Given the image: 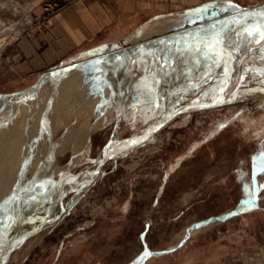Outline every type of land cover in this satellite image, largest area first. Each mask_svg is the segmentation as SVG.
Instances as JSON below:
<instances>
[{"label":"rangeland","instance_id":"1","mask_svg":"<svg viewBox=\"0 0 264 264\" xmlns=\"http://www.w3.org/2000/svg\"><path fill=\"white\" fill-rule=\"evenodd\" d=\"M68 1L0 0V38L5 39L0 44V93L21 92L33 86L44 72L70 62L81 54L73 55L75 52L87 48H73L62 63L40 75L26 74L20 68V62L27 59L21 55V43L36 38L44 50L47 42L43 32ZM197 1L204 0H145V17L167 9L169 12L157 18L194 12L193 19L186 22H199L220 12L219 8L200 5L179 10ZM253 1L236 0L241 5ZM2 21L9 27H2ZM253 23L259 24V20ZM241 24L220 37L231 59L226 55L219 64L195 52L198 41L191 40L193 34H185L179 40L149 43L140 49L145 55L127 54L119 61L56 73L26 96L0 97V138L11 137L15 128L20 136L27 137L24 147L30 153L26 162L32 161L38 177L47 163L69 165L78 155H82L81 160L67 172L81 171L93 163L114 135H137L153 123L161 112L158 99L168 98L162 109L169 113L221 88L231 70L244 68L238 62L245 55L246 40H250L256 63L263 59L264 37L245 36L243 28L251 25ZM151 46L155 47L152 53L148 52ZM247 67L251 75L230 103L177 116L145 143L109 160L90 187L80 192L83 197L72 210L54 226L28 236L13 250L7 264H184L194 249L201 253V248L224 246L252 253L255 243L261 253L264 171L254 168L253 158L264 151V67ZM67 77L70 79L64 83ZM145 81L148 84L144 87ZM65 84L71 89L69 96L63 95ZM131 88L137 90L138 99L143 92L148 99L124 109L120 100L130 97L127 93ZM20 164L21 158V168ZM62 176L46 179V189ZM40 188L31 189L29 194L39 193ZM15 191L6 197L10 207L0 213H4L0 216V242L7 234L9 213L29 195L27 188ZM253 191L254 206H249L245 201ZM70 198L71 194L64 202Z\"/></svg>","mask_w":264,"mask_h":264},{"label":"water","instance_id":"2","mask_svg":"<svg viewBox=\"0 0 264 264\" xmlns=\"http://www.w3.org/2000/svg\"><path fill=\"white\" fill-rule=\"evenodd\" d=\"M238 6V7H233ZM219 8L221 11L219 15L214 16H206L204 21L199 22H189L187 26L181 27L179 30L173 32L170 35H164L152 40L154 42L160 41H168V40H179L182 36L186 34V36L193 34H205L208 33H221L226 30L234 28L235 25L240 23L250 24L252 23L253 19L245 18L242 19V15L236 17V14H242L243 12H247L248 14L251 13H259L264 11V3L261 5H257L254 7H247L243 6L240 3L234 0H219L211 4V8ZM227 9V10H225ZM185 12V11H182ZM242 12V13H241ZM225 13V14H224ZM193 17L194 12H187L184 13ZM235 16V17H233ZM216 25V28L222 25L223 31L221 29H217L214 31L211 28V25ZM228 24H231L230 26ZM232 26V27H231ZM151 40V41H152ZM153 42V43H154ZM152 43V42H151ZM118 45V42H109L103 45L91 48L87 50L89 52L88 59L82 61H76L73 58L72 63L68 65H61L59 67L50 69L43 73V75L38 79V81L31 87L21 91V92H13V93H0V97H23L24 95L29 94L32 89H35L41 86L50 76H53L56 73L60 72H68L72 69L82 68L84 66H96L98 63L107 57L110 54L108 49L113 48ZM104 50H107L103 52ZM243 69H233L231 70L223 84V86L213 93L202 97L200 99L191 101L186 103L180 107H178L175 111L172 112H165L163 115L158 116L153 123H151L142 133L137 135L127 136V137H118L114 135L111 140L104 146V148L99 153L98 157L93 161L85 169L78 171V172H67L64 173L62 177L59 179L54 180V182H50V187L48 190L44 191L42 195L35 194L32 199L34 201L31 202L33 207H39V210L45 209L50 205H56L60 200L63 201L67 196L72 194L71 199L66 202V206H71L74 202L76 196L80 194L85 188H87L95 178L100 174L103 166L114 157L118 156L119 154L125 153L149 140L156 132H158L161 128L167 126L174 118L177 116L183 115L190 111L200 110V109H216L221 105L230 103L235 96L238 95L241 87L246 83L248 77L251 75V69L247 66L252 65L253 70L259 69L264 67V58L259 59L258 63H244ZM220 89H223L221 91ZM132 141H138L137 143H130ZM47 192V193H46ZM36 204V205H35ZM18 208H15V213L12 212L10 215V222L7 224L6 235L3 237V241L0 242V264H6L9 262L12 252L18 243L24 241L28 236L32 235L30 233L28 235H23L22 233V225L27 222L30 216H33L34 210H31L33 207H24L18 205ZM53 215L51 216V218ZM19 243V244H20Z\"/></svg>","mask_w":264,"mask_h":264},{"label":"bare ground","instance_id":"3","mask_svg":"<svg viewBox=\"0 0 264 264\" xmlns=\"http://www.w3.org/2000/svg\"><path fill=\"white\" fill-rule=\"evenodd\" d=\"M255 1H258V0H255ZM211 2V1H210ZM264 3V2H263ZM262 2L261 3H254L253 5H250V4H245L247 7H254V6H257V5H261V4H263ZM245 5H243V6H245ZM1 6H3V5H1ZM199 11V10H198ZM204 11V10H203ZM221 11H223V10H221ZM220 11V12H221ZM219 12V13H220ZM219 13L217 14V15H219ZM242 13V12H241ZM245 12H243L242 14H244ZM247 13V12H246ZM175 15H164L162 18H156V19H152V20H150V21H147V22H144L140 27H136V29L134 30V31H132L130 34H128V35H125V36H123L122 38H119V39H114V40H112V41H108V43L109 42H118V45L117 46H115V47H113V48H110V49H108V51L110 52V54L109 55H107V57L106 58H104L102 61H101V63L103 64V62L105 61V63L107 62V61H113V62H115V61H119V60H121V58H123L125 55H127V54H135L136 53V55H139L140 54V56L141 55H145V51L142 49V51L143 52H141V48H144V46H147L149 43H153L155 40H152V39H154V38H157V37H160V36H164V35H170V34H172L173 32H175V31H177V30H179L181 27H184V26H187V24L189 23V22H186V21H191V19H193V17H190L189 15H187V14H182L181 15V13H174ZM196 14V13H195ZM197 14H199V13H197ZM196 14V15H197ZM220 14H222V13H220ZM225 14V13H224ZM242 14H236L237 16L236 17H238V16H240V15H242ZM216 15V16H217ZM223 15V14H222ZM202 16V15H201ZM200 16V17H201ZM233 17H235V16H233ZM196 18H198V17H196ZM186 22V23H185ZM2 23V27H6V28H8L9 26L8 25H6V23L5 22H1ZM243 24V23H242ZM241 24V25H242ZM229 26L231 25V24H228ZM238 26H240V24H238V25H235L234 26V29H233V31L235 30V29H237L238 28ZM13 27V26H12ZM232 27V26H231ZM14 28V27H13ZM222 28V25H220V27H218V28H216L214 31H216L217 29H221ZM10 29V28H9ZM232 29H230V30H232ZM228 30H226V31H224V32H221V33H219V36L221 37V36H223L225 33H229V32H227ZM232 31V32H233ZM192 35V34H191ZM201 36H203L202 34H200ZM195 36V35H194ZM2 37V36H1ZM188 37V36H187ZM262 38V37H261ZM180 39V38H179ZM3 40H5L4 39V37H2V38H0V44H1V42L3 41ZM152 40V41H151ZM190 39H188V41H189ZM192 41H194L193 39H191ZM187 41V40H186ZM6 43V42H5ZM188 43V42H187ZM177 45V44H176ZM150 47V46H149ZM148 47V48H149ZM151 47H153V46H151ZM195 47V46H194ZM244 47H245V55L243 56V58H242V60L240 61V62H238V63H240V65L241 64H243V66H244V63L245 62H247V63H256L257 62V60L256 59H254V57H255V52L254 51H251V44H250V40H246L245 41V43H244ZM148 48H147V50L146 51H148ZM155 47H153L152 49H150L148 52H150V53H152V51H153V49H154ZM157 48V47H156ZM176 48V47H175ZM168 50V49H167ZM105 51H107V50H104L103 52H105ZM141 52V53H140ZM185 52V51H184ZM189 52H192V51H189ZM189 52H185V53H189ZM228 52V51H227ZM150 53L148 54V55H150ZM193 57H194V55L192 54V53H190ZM190 55V56H191ZM189 56V55H188ZM192 56L190 57V58H192ZM89 57H91L88 53H86V52H84V53H81V54H79V55H76V56H74V57H72L71 58V60H70V62H67V63H63V64H60V65H58L57 67H59V66H63V65H68V64H70V63H72V62H74L73 61V58L74 59H76V61H82V60H85V59H88ZM148 57H151V56H148ZM141 59H143V58H141ZM159 59V58H158ZM192 59H194V58H192ZM187 60H188V58H187ZM190 60V59H189ZM143 61H145L144 59H143ZM163 61V60H162ZM192 62V61H191ZM230 62V61H229ZM101 63H98V65H100ZM137 63V62H136ZM140 63H141V61H140ZM139 63V64H140ZM145 63H146V61H145ZM195 63V62H194ZM138 64V65H139ZM137 64H136V67L138 66ZM145 65V64H144ZM210 66H211V64H209ZM97 66V65H96ZM172 66V65H171ZM87 67H93V66H84V68H87ZM173 67V66H172ZM236 67V66H235ZM56 68V67H55ZM139 68V66L137 67V69ZM155 68V67H154ZM157 68V67H156ZM171 68V67H170ZM53 69V68H52ZM110 69V68H109ZM210 69V68H209ZM77 70H82V69H79V68H77V69H72L71 71H68V72H74V71H77ZM138 70H140V69H138ZM145 70V69H144ZM159 70H162V69H159ZM212 70V69H211ZM216 70V69H215ZM110 71V70H109ZM163 71V70H162ZM217 71V70H216ZM143 72V71H142ZM185 72V71H184ZM65 74V72H62V74ZM67 73V72H66ZM192 73H193V71H192ZM60 74H61V72H60ZM40 75V74H39ZM38 75V76H39ZM88 75V74H87ZM107 75H108V73H107ZM194 75V74H193ZM64 76V75H63ZM90 76V75H89ZM69 77H67L66 79H65V82L64 83H66V82H68L69 81ZM88 79V78H87ZM162 79H163V77H162ZM77 81L78 80H76V82L75 83H77ZM130 82V81H129ZM134 82H136V81H134ZM133 82V83H134ZM205 82V81H204ZM75 83H73V84H75ZM137 83V82H136ZM146 81L144 82V87H145V85H147L148 83H146ZM149 86L151 85L152 86V81L150 82L149 81ZM129 84V83H128ZM83 85V84H82ZM86 85V84H85ZM92 85V84H91ZM90 85V86H91ZM130 85V84H129ZM42 86V85H41ZM44 86V85H43ZM84 86V85H83ZM138 85L137 84H135V86L134 87H136V89L138 88L137 87ZM153 86H154V83H153ZM68 86L65 84V85H63L62 86V89L63 90H66V91H64V93H63V91H62V93H63V95H65V96H69V95H71L70 93L71 92H69L71 89H66ZM76 87H78V86H76ZM87 87V86H86ZM116 87V86H115ZM146 87H148V86H146ZM130 88V87H129ZM73 89V88H72ZM76 89V88H75ZM75 89H74V94H76V92H75ZM77 89H79V88H77ZM83 89H87V88H83ZM83 89H81V90H83ZM88 89H89V87H88ZM127 89H128V87H127ZM126 89V90H127ZM135 89V88H134ZM139 89V88H138ZM177 89V88H176ZM175 89V90H176ZM34 89H32V91H33ZM117 90V89H116ZM174 90V91H175ZM31 91V92H32ZM85 91V90H84ZM114 91V90H113ZM130 91V90H129ZM72 92V93H73ZM83 92V91H82ZM87 92V91H86ZM127 92V91H126ZM125 92V93H126ZM170 92V91H169ZM168 92V93H169ZM62 93H59L60 94V96L62 97L63 95H62ZM78 93H80V91L78 92ZM171 93V92H170ZM83 94H84V92H83ZM140 94V93H139ZM143 95V97H141V99L139 100L138 99V95H137V90L135 91V92H133L132 91V88H131V92H129V93H127V95L129 96L130 95V97H127V98H124V99H122L121 98V100H120V105L122 104V106H123V108L125 109L128 105H130L131 103H134V102H140L141 100H143V99H145V100H147L146 99V97H145V94H144V92L142 93ZM80 95V94H79ZM126 95V94H125ZM170 95V94H169ZM168 95V96H169ZM172 95V94H171ZM170 95V96H171ZM24 96H26V95H24ZM82 96V95H81ZM80 96V97H81ZM93 96V95H92ZM147 96V95H146ZM169 96V97H170ZM77 97V96H76ZM29 98V97H28ZM64 98H66V97H63L62 98V100H64ZM172 98V97H171ZM89 99H91L90 97H89ZM145 100H143V101H145ZM167 100H168V98H167ZM166 99H164V98H160V99H158V102H159V106L161 107V112H160V116L161 115H163L164 113H165V110L164 109H162V108H164L163 106H164V103L167 101ZM32 102V101H31ZM57 102V101H56ZM60 102V101H59ZM89 102V101H88ZM138 102V103H139ZM45 103V102H44ZM41 105H44V104H41ZM0 106H2V105H0ZM40 106V105H39ZM52 106V105H51ZM57 106H59V105H57ZM62 107H63V105H61ZM41 107V106H40ZM39 107V108H40ZM42 107H44V106H42ZM85 107V106H84ZM49 108V107H48ZM48 108H46V109H48ZM98 108V107H97ZM97 108H96V110H97ZM39 110V109H38ZM42 110V109H41ZM60 110H61V108H60ZM120 109H118V111H119ZM51 111V110H50ZM108 111V110H107ZM37 112V111H36ZM113 113V112H112ZM46 114V113H45ZM47 114H48V112H47ZM27 115V114H26ZM81 115V114H80ZM31 116V115H30ZM33 116V115H32ZM9 117V116H8ZM27 117V116H26ZM118 117V116H117ZM29 118V117H28ZM34 118V117H33ZM37 118V117H36ZM35 119V118H34ZM119 119V118H118ZM31 121V120H30ZM118 121V120H117ZM29 124H30V122H28ZM14 126H15V124H14ZM32 126H33V122H32ZM29 128V127H28ZM73 128H74V126H73ZM31 129V128H30ZM71 129V128H70ZM70 129H69V131H70ZM83 129V128H82ZM28 130V129H27ZM72 130V129H71ZM77 131V130H76ZM26 132V131H25ZM70 132H73V131H70ZM22 133V132H21ZM75 133V132H74ZM82 133V132H81ZM86 133V132H85ZM84 133V134H85ZM4 134H6L5 132H4ZM87 134V133H86ZM21 134H20V132L18 131V130H16V128H15V130L13 131V134H12V136L11 137H9V138H7V139H1L0 138V213L2 212V211H4L6 208V206L9 208L10 207V205L11 204H8L7 202H8V199L6 198L7 196H11L12 195V192L13 191H15V189H14V187L17 189V191H15V193H17L18 191L19 192H22L23 191V189H25V188H27V191H28V194H29V191L31 190V189H35V187H37L38 189L40 188V192L39 193H37V195H42L43 194V190L44 191H46V190H48V188L46 189V183H45V181H47L46 179H53V178H55V177H57V176H59V175H62V174H64V173H66L67 172V170H71L73 167H74V165H76L80 160H81V156L80 155H78L76 158H74V162L72 163V164H69V165H65V166H62V165H58L57 163L55 164L54 162H52L51 161V163L49 164V163H47L48 165L46 166V168H45V171H42V172H40L41 173V175L38 177V176H36L37 174L39 175V172H37L36 170H34V169H32V161H29V163H27L26 162V159L28 158V156H29V151H27L26 150V147H24L25 145H26V139H27V137H25V136H20ZM67 135V134H66ZM76 136V135H75ZM79 136H80V134H79ZM118 136V135H117ZM77 137V136H76ZM88 137V136H87ZM85 138V137H84ZM84 138H82L83 140H86V139H84ZM71 140H73V138H70ZM75 140V139H74ZM77 140V139H76ZM75 140V141H76ZM79 140V139H78ZM82 140V141H83ZM63 142H65V140L63 141ZM78 142V141H77ZM66 143V142H65ZM65 143H64V145H65ZM76 143V142H75ZM74 143V144H75ZM86 144V143H85ZM63 145V144H62ZM80 147V149L81 148H83V145H80V144H78ZM61 146V145H60ZM76 146H77V144H76ZM78 147V146H77ZM86 147V146H85ZM57 148L59 149H62L61 147H58L57 146ZM56 148V149H57ZM59 149V150H60ZM85 149V148H84ZM53 150V149H52ZM55 150V149H54ZM25 152L27 153V156H25ZM22 156H21V155ZM57 157V156H56ZM21 158V163L22 164H20L21 165V168L20 167H18V164H19V159ZM55 158V157H54ZM86 161V160H85ZM26 164H28L27 165V168H26ZM26 168V169H25ZM30 169V170H29ZM99 176V175H98ZM97 176V177H98ZM97 177L95 178V180L97 179ZM94 180V181H95ZM93 181V182H94ZM92 182V183H93ZM91 183V184H92ZM50 187V186H49ZM90 187V186H89ZM22 189V190H21ZM37 189V191H39ZM21 190V191H20ZM87 190V188H85L84 190H83V192H85ZM33 191H36V190H33ZM32 191V192H33ZM26 192V191H25ZM47 193V192H46ZM18 194H20V193H18ZM17 194V195H18ZM83 194V193H82ZM82 194H79L78 196H76V198H75V200H74V202L71 204V206H66V202H64V200L63 201H59L56 205H50V206H48V207H46L45 209H42V210H39V207H33V204H31V202L32 201H34L33 199H32V197H33V195H35V194H32V195H27L26 196V201H24V202H22L21 203V201L22 200H24V199H20V203H18L17 202V204L13 207V212L15 211V208H18L17 207V205L19 204L20 206L21 205H23V203H25L26 202V204L24 205V207L26 206V207H30V205L33 207L31 210H28V211H32V210H36L37 209V211H34V214H33V216H30L29 217V219L27 220V222L26 223H24L23 225H22V233H23V235H28V234H30V233H37L38 231H41V230H44V229H46V228H48V227H52V226H54L59 220H60V218L65 214V213H67L71 208H73V206L77 203V201L81 198V196H82ZM16 195V196H17ZM9 196V197H10ZM29 196V197H28ZM14 197V196H13ZM71 197H72V194H71ZM83 197V196H82ZM14 198H16V197H14ZM13 198V199H14ZM18 198V197H17ZM71 199V198H70ZM69 199V200H70ZM68 200V201H69ZM9 201H10V199H9ZM67 201V202H68ZM80 201V200H79ZM12 202V201H11ZM10 203V202H9ZM36 205V204H35ZM72 210V209H71ZM8 212H10V211H8ZM12 213V212H11ZM11 213H9V216L11 215ZM15 213V212H14ZM4 213H2V214H0V216L1 215H3ZM53 215V217L51 218V216ZM3 218V217H2ZM195 231H197V229L195 230ZM186 234V232L184 233V235ZM3 235H5V234H1V236L3 237ZM1 238V237H0ZM2 239V238H1ZM20 243V242H19ZM19 243H18V245H19ZM17 245V246H18ZM16 246V247H17ZM15 247V248H16ZM7 264V263H6Z\"/></svg>","mask_w":264,"mask_h":264},{"label":"crops","instance_id":"4","mask_svg":"<svg viewBox=\"0 0 264 264\" xmlns=\"http://www.w3.org/2000/svg\"><path fill=\"white\" fill-rule=\"evenodd\" d=\"M216 1L219 0L197 1L195 5H188L179 10L195 9L199 5L208 8ZM262 1L264 2L260 0L247 4L253 5ZM146 12L145 0H69L51 18L49 29L43 32L47 42L44 50H40L41 45L36 38L25 39L21 43V55L24 54L27 59L20 62V68L26 74L43 73L62 63L75 47L87 45V48L80 49L73 55L122 38L144 22L169 11H154L150 17H145ZM253 246L256 250L252 253H239L224 246L216 250L201 248V253L194 249L186 255L184 264H264V248L263 253H259L258 244Z\"/></svg>","mask_w":264,"mask_h":264},{"label":"snow or ice","instance_id":"5","mask_svg":"<svg viewBox=\"0 0 264 264\" xmlns=\"http://www.w3.org/2000/svg\"><path fill=\"white\" fill-rule=\"evenodd\" d=\"M238 7V6H233ZM227 10V9H225ZM251 18L253 20H259V24L253 23L250 27H244L242 34H244L247 37H252L253 39H258L260 37H264V11H261L259 13H244L242 14V19L245 18ZM212 29H216V25H211ZM223 31V29H221ZM193 40L198 41L193 48V50L200 55L203 56V58L207 61H212L213 64H219V62L224 59V57L227 55L228 59H231L230 54L226 53V50L223 46V41L220 38L218 33L212 32L208 33L206 32L203 36H201L199 33H197L195 36H193ZM264 55V53H262ZM227 62V61H225ZM227 74V70H226ZM58 75V74H54ZM223 91V89H220ZM261 91H264V89H261ZM138 141H132L130 143H137ZM254 168L264 171V151L260 153L259 157H254ZM259 160V164L255 163V161ZM255 191L250 193L249 199L245 201L246 204L249 206H254L255 201Z\"/></svg>","mask_w":264,"mask_h":264}]
</instances>
